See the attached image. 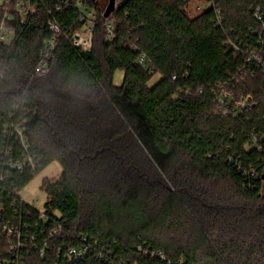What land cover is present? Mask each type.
<instances>
[{"label": "trees", "instance_id": "trees-1", "mask_svg": "<svg viewBox=\"0 0 264 264\" xmlns=\"http://www.w3.org/2000/svg\"><path fill=\"white\" fill-rule=\"evenodd\" d=\"M190 1L125 0L105 18L86 0L93 49L60 41L44 77L34 69L48 15L27 25L16 15V41L0 45V176L10 180L0 194L9 201L51 163L63 167L42 182L45 220L30 219L48 252L28 264H66L64 250L82 245L89 256L73 264H264V66L248 60L264 61V0H208L196 17ZM58 18L81 27L74 8ZM217 83L254 107L225 113ZM28 158L22 172L5 166Z\"/></svg>", "mask_w": 264, "mask_h": 264}, {"label": "built area", "instance_id": "built-area-1", "mask_svg": "<svg viewBox=\"0 0 264 264\" xmlns=\"http://www.w3.org/2000/svg\"><path fill=\"white\" fill-rule=\"evenodd\" d=\"M115 1L116 8H118L125 0ZM71 8L78 11L81 27L78 29L71 28L66 30L58 17ZM42 9L48 15L50 39L45 43L40 59L35 66L34 75L36 77H44L50 73L54 52L56 51L59 42L62 40L66 41L74 48L91 51L93 49V34L96 27L95 10L89 7L86 0H5L4 5L0 8V45L12 46L16 41V15L20 16L23 25H27ZM104 11H102L103 14ZM262 15L261 10L257 8L254 12L255 19L262 21ZM105 28L109 37L112 38L115 27L108 19ZM263 33L264 32L260 34L261 41H263ZM232 47L237 49L236 44H232ZM251 59L256 60L259 65L264 66V61L260 53L257 54L254 52L248 60ZM138 61L143 65L150 63L145 54H142ZM173 80H176V76H173ZM216 90L220 95V98H223V100L221 99V107L227 114L239 116L249 112L255 105V101L251 96L232 100L233 93L223 89L222 83L216 84ZM232 101L234 102L232 103ZM227 102L231 103V105L226 107L225 104H227ZM17 132L24 143L23 131L17 129ZM24 147L27 149L25 143ZM32 161V158H28L24 163H5V166L9 169H16L22 172L28 162H31V166H33ZM8 181L10 182L8 177L0 176V185H3ZM1 189L4 188L0 186V190ZM21 192L22 191L15 190L14 198L9 201H7L4 194H0V264H28V258L32 253H37L43 258L46 256L48 252L47 249L50 246L48 241H44L43 244H38L37 236L31 231L33 225L30 223V219L32 218L33 210L38 211L39 221L45 220L44 210L40 211L34 206V204L26 202L21 196ZM39 221L34 223V229L36 230L41 229V223ZM57 234L58 230H51L50 235L54 236ZM61 251V249L56 250L58 258ZM89 253L90 248L87 245L67 247L64 250L63 260L66 264L85 261L89 256Z\"/></svg>", "mask_w": 264, "mask_h": 264}, {"label": "rangeland", "instance_id": "rangeland-1", "mask_svg": "<svg viewBox=\"0 0 264 264\" xmlns=\"http://www.w3.org/2000/svg\"><path fill=\"white\" fill-rule=\"evenodd\" d=\"M5 0H0V8L4 5ZM106 1H99L98 6L100 9H104ZM212 6L208 0H191L189 3L188 11L191 17H196L205 10ZM161 76L156 75L151 81V85L160 80ZM123 81V73L118 71L114 76L115 85L119 86ZM63 171L62 165L55 161L47 166L42 172H40L32 182L21 192L23 199L40 210H44L45 203L47 201V194L42 190V182L45 178L58 179ZM264 193V190H263Z\"/></svg>", "mask_w": 264, "mask_h": 264}, {"label": "water", "instance_id": "water-1", "mask_svg": "<svg viewBox=\"0 0 264 264\" xmlns=\"http://www.w3.org/2000/svg\"><path fill=\"white\" fill-rule=\"evenodd\" d=\"M116 1L109 0V3L104 11V17L109 18L116 11Z\"/></svg>", "mask_w": 264, "mask_h": 264}, {"label": "crops", "instance_id": "crops-1", "mask_svg": "<svg viewBox=\"0 0 264 264\" xmlns=\"http://www.w3.org/2000/svg\"><path fill=\"white\" fill-rule=\"evenodd\" d=\"M93 1H94L95 5L97 6V8H99L98 2L101 1V0H93ZM103 1H106V2H105V5H104V9H100L99 8L101 11H104L106 9L108 3H109V0H103Z\"/></svg>", "mask_w": 264, "mask_h": 264}]
</instances>
